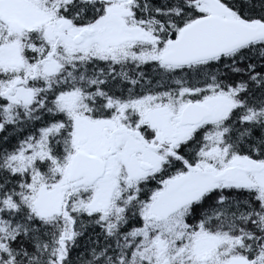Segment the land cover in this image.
<instances>
[{
	"label": "snow or ice",
	"instance_id": "obj_1",
	"mask_svg": "<svg viewBox=\"0 0 264 264\" xmlns=\"http://www.w3.org/2000/svg\"><path fill=\"white\" fill-rule=\"evenodd\" d=\"M0 264H264V0H0Z\"/></svg>",
	"mask_w": 264,
	"mask_h": 264
}]
</instances>
